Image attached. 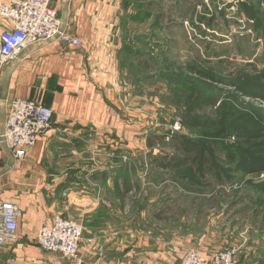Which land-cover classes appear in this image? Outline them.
Listing matches in <instances>:
<instances>
[{"label":"rangeland","instance_id":"obj_1","mask_svg":"<svg viewBox=\"0 0 264 264\" xmlns=\"http://www.w3.org/2000/svg\"><path fill=\"white\" fill-rule=\"evenodd\" d=\"M128 1L132 15L112 87L127 130L117 150L105 151L110 165L99 163L101 151L87 156L88 168H99L93 173L98 180L80 183L108 206L94 221L108 226L97 233L125 244L122 251L130 250L134 263L152 261L171 244L179 264L187 251L211 264L231 251L234 264L237 258L264 264V101L244 97L232 85L264 71V0ZM180 69L188 82L174 79ZM197 95L216 99L201 110L205 120L222 122L217 130L234 129L212 137L214 129L184 126L178 103ZM151 136L162 142L149 148ZM175 136L208 144L215 167L194 179L153 164L180 153ZM82 226L84 235L92 233Z\"/></svg>","mask_w":264,"mask_h":264},{"label":"crops","instance_id":"obj_2","mask_svg":"<svg viewBox=\"0 0 264 264\" xmlns=\"http://www.w3.org/2000/svg\"><path fill=\"white\" fill-rule=\"evenodd\" d=\"M130 6L128 0H52L63 30L81 39L85 47L29 48L16 66L7 64L0 70L5 117L7 101L14 98L35 100L53 111L52 127L25 148L22 158L7 147L0 150V200L22 209L18 239L0 248V264H179L171 244L152 261L134 263L130 250L122 251L125 244L116 246L110 235L97 233L108 226L94 224L97 216H105L108 206L96 200L94 189L80 185L90 177L92 182L98 180L93 173L99 168H88L87 156L101 151L99 163L110 165L105 151L117 150V140L127 130L116 110L118 96L112 97V87L117 57L127 39ZM105 169L100 175L108 183ZM56 217L75 219L92 232L83 233L77 262L44 252L37 244L39 230L50 228ZM114 250H119L118 255Z\"/></svg>","mask_w":264,"mask_h":264},{"label":"built area","instance_id":"obj_3","mask_svg":"<svg viewBox=\"0 0 264 264\" xmlns=\"http://www.w3.org/2000/svg\"><path fill=\"white\" fill-rule=\"evenodd\" d=\"M52 0H0V70L28 47L42 41L68 48H84V42L64 31ZM53 124V111L31 99L7 101L4 131L0 134V150L4 143L17 158L25 148L35 144ZM19 204L0 200V248L18 239ZM83 226L78 221L56 217L50 228H42L36 241L41 250L69 262L79 261ZM231 251L217 258L219 264H234ZM180 264H211L210 259L187 251Z\"/></svg>","mask_w":264,"mask_h":264},{"label":"trees","instance_id":"obj_4","mask_svg":"<svg viewBox=\"0 0 264 264\" xmlns=\"http://www.w3.org/2000/svg\"><path fill=\"white\" fill-rule=\"evenodd\" d=\"M201 74L199 73V75ZM202 75L207 74L203 73ZM174 79H176L177 82H188L190 80L181 69L175 74ZM232 85L242 96L264 101V71L253 76H241V78L232 82ZM178 104L180 106L182 124L186 127L198 130L214 129L210 134L212 137H223L234 129V124H230L229 128L217 130L219 125H223L222 122L219 124L210 123L201 116V110L205 107L214 106L216 104V99L203 97L201 95L189 96L184 99V101H179ZM155 140L162 142L160 138L156 137L153 140L151 136L147 139V146L153 148L156 144V142H154ZM173 141L176 143L177 150L180 152L177 156L166 155L162 159H152V163L160 169L173 173L175 177H183L186 174V176L197 179V175L206 171L208 169L207 167H215L212 152L209 150V145L206 144L207 141H205L206 143L204 142L206 146L183 136H175ZM126 193L121 194L120 197L123 204L126 203ZM156 217L161 219V216L158 214H156Z\"/></svg>","mask_w":264,"mask_h":264},{"label":"water","instance_id":"obj_5","mask_svg":"<svg viewBox=\"0 0 264 264\" xmlns=\"http://www.w3.org/2000/svg\"><path fill=\"white\" fill-rule=\"evenodd\" d=\"M51 43V41H42V42H38V43H36V44H34V45H32V46H30V47H28V48H26L19 56H18V58H16V59H14L13 61H11L10 63H9V66H16L18 63H19V61L21 60V59H23V57L24 56H26L27 54H28V50H29V48L30 49H33V50H37V49H39V48H41V47H45V46H48L49 44ZM5 105H6V102L3 100V101H0V108H1V120H0V125L2 126V129L0 130V134H2L3 133V131H4V125H5ZM3 147H6V145L3 143L2 144V148Z\"/></svg>","mask_w":264,"mask_h":264}]
</instances>
